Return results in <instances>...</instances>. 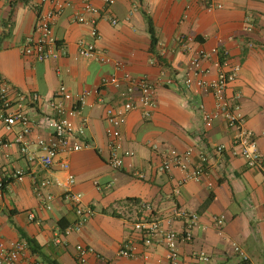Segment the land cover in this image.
I'll return each mask as SVG.
<instances>
[{
    "label": "crops",
    "instance_id": "1",
    "mask_svg": "<svg viewBox=\"0 0 264 264\" xmlns=\"http://www.w3.org/2000/svg\"><path fill=\"white\" fill-rule=\"evenodd\" d=\"M69 1L70 6L53 25L54 36L63 47L60 57L38 61L24 56L21 46L34 32L38 12L52 8L51 0H0V78L10 87L15 101L34 93L41 97L39 103H25L22 109L38 123L52 115L47 100L61 85L74 97L86 90H100L99 95L93 93L86 99L75 118L77 126L81 118H88L84 140L92 147L59 157L69 162V172L75 176L72 190L82 193L84 204L95 213L83 229L64 235L78 218L63 197L66 189L55 183H65L68 172L59 167L43 168L41 152L34 145L36 159L30 161L15 141L21 125L7 130L0 120V143H5L0 181L14 169L29 172L22 182L10 181L6 191L0 190V243L32 239V244L28 242L30 253L43 264H80L78 244L95 249L88 264H159L165 258L164 246L147 250L132 227L134 221L148 215L141 204L150 203L157 218H169L174 207L199 217L193 240L179 244L180 264H264V165L251 168L233 153L235 130L224 118L217 119L211 128L205 127L199 106L214 111L215 100L210 92L185 87L192 53L178 41L181 34L194 36V46L208 51L217 48L226 53L231 66H240L227 96L232 105H240L247 128L259 135L257 143L264 157V0H214L221 8H209L202 0H117L112 6L93 0L99 10L97 46L111 57L109 63L79 55L80 42L93 41L91 26L74 20L85 1ZM93 16L86 13L88 19ZM151 27L157 38L153 51ZM214 61L203 62L210 69L209 78L218 73ZM116 62L122 64V70L116 69ZM123 71L145 76L155 84L156 107L150 118L143 116L142 109L128 114L122 126L123 146L134 156L126 159L125 169L115 170L108 163L105 114L107 106L122 102L120 93L125 86L119 90L101 84L103 78L121 76ZM49 133L45 124H39L32 137ZM154 145L180 151L193 148L195 164L201 154L208 155V175L199 182L182 183L185 171L161 172L162 158ZM219 145L226 147L220 154L216 151ZM134 170L143 172L145 178L138 179L132 174ZM33 177H48L54 182L44 189L54 195L51 210L41 207ZM31 212L36 215L34 221L28 219ZM220 216L225 220L218 226L215 218ZM173 226L182 230L184 221H175ZM129 239L136 240L137 255L119 257L122 244ZM234 245L248 260L240 258ZM147 252L149 260L143 257ZM200 252L209 261L196 258Z\"/></svg>",
    "mask_w": 264,
    "mask_h": 264
},
{
    "label": "built area",
    "instance_id": "2",
    "mask_svg": "<svg viewBox=\"0 0 264 264\" xmlns=\"http://www.w3.org/2000/svg\"><path fill=\"white\" fill-rule=\"evenodd\" d=\"M85 6L81 12L75 15L74 20L91 26L90 35L92 42L79 44V55L87 59H97L102 63H109L111 57L101 51L97 46L100 39L98 31L99 10L93 5V0H84ZM117 0H101L105 6H112ZM208 4L209 8L222 7V4L216 3L214 0H202ZM52 8L49 10H40L37 15L34 32L29 35L21 46V53L24 56L34 57L38 61H47L60 57L63 47L54 36L53 25L55 18L59 16L66 7L70 6L69 0H51ZM86 13L94 15L87 18ZM115 24L116 20H112ZM251 30L250 26L247 28ZM178 41L185 48L191 51V58L188 67V73L184 78V85L188 89L195 92L200 90L210 92L215 100V110L208 111L204 105H200L202 119L206 128H211L214 122L219 118H224L226 124L235 130L232 141V150L235 155L245 159L247 165L251 168H260L264 165V157L261 154L257 139L258 134L247 128L245 116L241 112L240 105H232L229 102L227 91L229 85L234 82L239 73V65H230L226 59V53L217 48L206 50L200 46H194L196 40L194 36L181 34ZM215 58L213 65L217 68L218 73L214 78H209L210 69L203 65L204 61ZM117 70H122L123 66L120 62L115 63ZM101 86H112L115 89H121V103L106 108L105 120L107 122L106 135L109 144L108 163L115 170H122L127 167L126 159L134 156V152L126 150L123 146L122 126L126 122L128 114L136 109L143 110V116L150 118L156 107L155 100V84L149 78L135 77L129 72L123 71L121 76L114 74L110 77L102 79ZM99 95L100 90H86L74 97L65 85H61L54 97L47 100L48 106L52 110V115L45 119V122H34L29 116L23 112L24 104L34 105L41 101V97L37 94L28 96H20L15 101L11 98L10 87L0 78V120L3 121L7 130H12L16 125H21L20 131L16 135V143L20 146V152L28 157L30 161L36 159L32 151V145L36 146L41 152L39 161L43 168L52 170L59 167L63 171L68 172L65 183L55 180V183L63 186L66 191L64 199L69 201L76 214L77 220L69 226L64 235H69L73 231H79L85 227L94 215L95 211L84 204V196L72 190L75 183V176L69 172L70 164L67 160L60 159L61 155H70L80 152L84 149L92 147V144L84 140V134L88 126V118L80 119L78 126L75 118L80 116L81 107L85 104L86 99L92 94ZM138 94V95H136ZM102 101V98L99 99ZM39 124H45L50 129L48 136L36 137L33 139L34 127ZM264 136V131L261 133ZM5 143H0V168H3L2 149ZM153 148L160 153L162 161L160 171L170 173L174 169L185 171V177L182 183L188 181L199 182L204 176L208 175L206 165L209 163V156L200 155V160L196 164L192 162L193 148L180 151L175 148L162 149L158 145ZM224 145L216 147L217 153L225 150ZM132 167V165H128ZM132 174L138 179H144L145 174L141 171H132ZM29 175L27 169H14L8 174L3 175L0 181V190L3 183L10 181L22 182ZM34 192L40 201L41 207L46 210L52 209V201L54 195L50 192H44L54 182L48 177H33ZM181 183V184H182ZM100 188L99 182H96ZM212 186V183H208ZM107 187H111L108 185ZM140 208L147 212L145 215L133 222L132 227L138 234V241L148 250L159 245L164 246L166 254L164 260L159 264H180L179 244L181 242H191L194 237V229L198 225L199 217L197 214L190 213L183 208L174 207L169 218L162 219L152 215V206L150 203H142ZM36 215L31 212L28 215L30 221H34ZM218 226L224 223V216L215 218ZM175 221H184L182 230L175 229L173 223ZM59 239V238H58ZM60 242V241H59ZM235 252L243 261L248 260L247 255L237 245H234ZM77 260L80 264H88L90 254H95V249L91 246L78 244L76 246ZM119 257L134 258L137 255V242L134 239L125 241L118 253ZM150 253L144 254V259L149 260ZM195 257L202 261H209V257L200 252ZM0 264H43L42 261L32 255L29 250L28 242L18 240L9 244L0 243ZM112 264V262H108Z\"/></svg>",
    "mask_w": 264,
    "mask_h": 264
},
{
    "label": "trees",
    "instance_id": "3",
    "mask_svg": "<svg viewBox=\"0 0 264 264\" xmlns=\"http://www.w3.org/2000/svg\"><path fill=\"white\" fill-rule=\"evenodd\" d=\"M149 31H150V35H151V41H152L151 51H153V50H155V47L157 45V38H156L155 31H154L153 27H151ZM8 184H9L8 182L3 183L2 191H6ZM64 230H65V227L63 228V231ZM28 242H29V244H32L33 240L29 239Z\"/></svg>",
    "mask_w": 264,
    "mask_h": 264
}]
</instances>
